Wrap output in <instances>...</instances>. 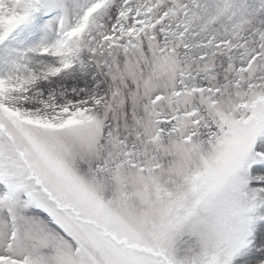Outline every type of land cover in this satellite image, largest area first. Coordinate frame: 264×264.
Listing matches in <instances>:
<instances>
[{"label":"snow or ice","instance_id":"snow-or-ice-1","mask_svg":"<svg viewBox=\"0 0 264 264\" xmlns=\"http://www.w3.org/2000/svg\"><path fill=\"white\" fill-rule=\"evenodd\" d=\"M0 264H264V0H0Z\"/></svg>","mask_w":264,"mask_h":264}]
</instances>
